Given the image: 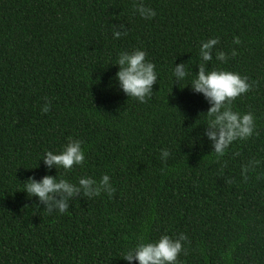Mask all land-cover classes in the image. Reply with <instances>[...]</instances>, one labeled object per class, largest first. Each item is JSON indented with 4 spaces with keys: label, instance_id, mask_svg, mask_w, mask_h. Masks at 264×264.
I'll return each instance as SVG.
<instances>
[{
    "label": "trees",
    "instance_id": "1",
    "mask_svg": "<svg viewBox=\"0 0 264 264\" xmlns=\"http://www.w3.org/2000/svg\"><path fill=\"white\" fill-rule=\"evenodd\" d=\"M139 3L155 17L141 18ZM113 26L127 34L114 39ZM211 37L229 59L214 51L209 70L248 78L233 110L256 123L220 158L207 137L195 140L203 95L170 79L176 63L197 71ZM134 49L158 73L146 103L115 80L118 54ZM69 138L82 142L84 164L46 170L40 155ZM249 161L259 164L245 180ZM45 174H108L115 192L77 193L67 213L49 214L22 190ZM180 233V264H264V0H0V264H138L121 257L138 237Z\"/></svg>",
    "mask_w": 264,
    "mask_h": 264
},
{
    "label": "clouds",
    "instance_id": "2",
    "mask_svg": "<svg viewBox=\"0 0 264 264\" xmlns=\"http://www.w3.org/2000/svg\"><path fill=\"white\" fill-rule=\"evenodd\" d=\"M135 11L143 19L155 17L156 12L146 7L143 3L135 5ZM123 28V25L120 26ZM127 34L115 30L113 26L112 36L119 39ZM219 44L218 37L208 38L201 41L199 45V64L197 71H189L184 62L173 65L170 72L172 83L179 84L181 81L189 80L194 93L203 95L208 103L206 113V125L203 133H197L195 140L202 141L207 137L211 142V151L217 158L223 157L234 141L246 140L254 134L256 123L252 112L241 113L233 110V101L244 93H247L252 85L248 78L237 72L223 69L209 70L208 64L215 60L221 64L226 63L229 55L224 51H216L215 46ZM231 56L235 57L233 50ZM147 53L142 49L123 51L118 54L116 65L118 71L115 73V80L119 89L127 96L134 98L140 103H146L152 96L153 85L157 82L158 73L156 65L146 59ZM190 78V79H189ZM49 104L42 105L41 112L48 113ZM170 156L167 149L161 151V159L166 160ZM43 160L46 170L62 168L65 172L73 169L74 166H82L85 162V153L82 149V142L79 139L69 138L65 145L58 151L46 150L38 160ZM259 164V161H249L248 165L242 167L241 175L247 180L246 173L251 167ZM28 197L35 196L39 203L44 205V210L49 214L57 212L65 214L69 210V201L80 193L82 197L93 198L106 193L109 197L115 192L108 174H103L99 180L83 175L76 183L65 178H57V175H43L39 180L29 177L23 185ZM187 236L180 233L173 238L162 234L158 239L146 240L143 236L137 238V242L129 247L121 256L124 260L131 262L133 259L138 264H180L178 257L185 251L184 242Z\"/></svg>",
    "mask_w": 264,
    "mask_h": 264
}]
</instances>
